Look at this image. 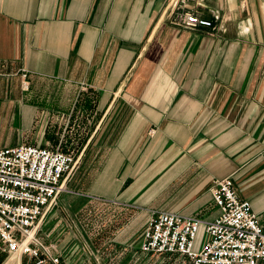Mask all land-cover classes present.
<instances>
[{"label":"crops","instance_id":"crops-1","mask_svg":"<svg viewBox=\"0 0 264 264\" xmlns=\"http://www.w3.org/2000/svg\"><path fill=\"white\" fill-rule=\"evenodd\" d=\"M181 9L210 26H180ZM10 116L30 118L42 138L9 146H61L75 160L38 223L58 258L42 264H110L71 218L92 201L119 209L103 244L131 259L144 255L152 211L200 218L199 249L220 212L211 185L224 177L264 231V0H0L4 138ZM61 210L70 221L56 242Z\"/></svg>","mask_w":264,"mask_h":264},{"label":"built area","instance_id":"built-area-1","mask_svg":"<svg viewBox=\"0 0 264 264\" xmlns=\"http://www.w3.org/2000/svg\"><path fill=\"white\" fill-rule=\"evenodd\" d=\"M183 27L210 26L197 14L179 10ZM25 77L26 74H23ZM24 87L28 81L22 82ZM75 166L70 153L33 144L0 148V251L58 263L36 237L41 217L55 204L62 181ZM211 195L219 214L205 223L207 238L199 249L198 217L152 211L139 250L144 254L177 253L192 264H259L264 261V231L249 201L238 197L231 177L213 181Z\"/></svg>","mask_w":264,"mask_h":264},{"label":"rangeland","instance_id":"rangeland-1","mask_svg":"<svg viewBox=\"0 0 264 264\" xmlns=\"http://www.w3.org/2000/svg\"><path fill=\"white\" fill-rule=\"evenodd\" d=\"M19 88L20 90H22L21 86H19ZM23 91L26 94L31 93L32 92L31 84L28 83V86L24 87ZM30 106H32V103H30ZM12 118L13 117L10 116L7 119L9 126H7L4 130V132H6L8 136L7 137L5 136V138L4 136H0V148H3L4 146L14 145L17 142H26V143L35 142L38 139L42 138L40 136L34 135L32 130L30 131L27 130L31 126L30 118L24 117L22 118L21 121L19 120V116L13 119ZM12 122L14 123V128L11 129L10 124ZM3 139L8 141L4 143ZM53 148L62 150L61 146L58 147L55 146ZM59 197L60 195H57L55 201V207L59 202L58 201ZM66 213L67 212H64V210H61V212H59L60 215L58 218H60V222H59L60 231L56 233V237H55L56 242H60L64 240L66 223L70 221L69 220L70 215L66 216ZM118 214H119V209H117L111 203L104 205L102 202L92 201L90 202L89 207L80 211L75 217H71L73 218V222L77 226H79L81 232H82L81 228L83 227L87 230L89 240L92 243L91 250L94 253L98 252L100 255L107 257L108 261L106 263L109 262L110 264H112L113 262L114 264H117L118 261L120 260L121 261L120 264H192L187 258H185L182 255L166 254V253H152V254L143 253L144 255H140L136 253L135 258L131 259L130 254L129 255L125 254L126 251L122 249L121 250L118 249L117 251V249L113 248L111 245L108 246L106 244H103L104 241H109V242L112 241L115 235V231L122 224L121 223L122 221H120L118 218ZM84 238H86V236ZM0 253H3L2 258H4L5 256L6 257L19 256L16 254L11 255L2 251H0Z\"/></svg>","mask_w":264,"mask_h":264},{"label":"trees","instance_id":"trees-1","mask_svg":"<svg viewBox=\"0 0 264 264\" xmlns=\"http://www.w3.org/2000/svg\"><path fill=\"white\" fill-rule=\"evenodd\" d=\"M166 254H177V253H166ZM177 255H180V254H177ZM186 258V257H185Z\"/></svg>","mask_w":264,"mask_h":264}]
</instances>
